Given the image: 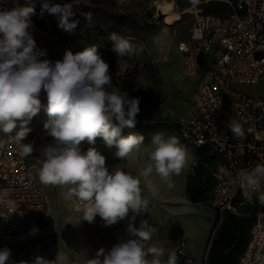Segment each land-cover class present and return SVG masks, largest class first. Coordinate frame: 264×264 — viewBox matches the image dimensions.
<instances>
[{"label": "clouds", "instance_id": "1", "mask_svg": "<svg viewBox=\"0 0 264 264\" xmlns=\"http://www.w3.org/2000/svg\"><path fill=\"white\" fill-rule=\"evenodd\" d=\"M118 2L124 4L127 0ZM74 6H79L78 0L64 5L45 0L42 12L58 15L60 27L72 32L79 23L70 20L75 14ZM34 14L30 0L25 6L0 10V132L14 133L18 142L25 139L31 131L28 124L41 109L43 92L49 117L43 127L56 143L43 150L38 174L41 184L68 185L66 197L87 202L82 219L89 223L99 216L104 226H111L128 217L130 211L134 221L136 216L150 212L139 179L121 165L110 172L106 157L95 144L97 138H102L108 148L115 147L114 155L121 161L140 148L142 135H122L125 127L134 128L137 123L140 98H130L127 92L115 89L109 64L101 58L95 44L75 54L66 50L62 60L47 59L46 50L37 47L29 31ZM83 16L91 24V14ZM108 39L117 56H138L143 51L142 45L133 44L115 32ZM227 128L236 140L245 136L242 124L234 119H230ZM82 142L90 145L86 151L81 149ZM151 145L154 146L150 153L152 163L142 175L147 177L155 171L165 182L173 175H180L188 164V153L179 138L157 133ZM32 151L31 144H23L25 155ZM237 177L245 195L258 193V201L264 205V164L240 170ZM0 207H5L4 200H0ZM11 213L9 201L7 213L0 216L7 218ZM127 232L134 238L114 244L107 252L100 248L86 264H177L176 250H170L164 260L163 247L147 244L155 232L147 220H141L138 228L130 222ZM0 264H15L10 249L0 250ZM20 264L28 262L20 261ZM31 264L57 262L36 256Z\"/></svg>", "mask_w": 264, "mask_h": 264}, {"label": "built area", "instance_id": "2", "mask_svg": "<svg viewBox=\"0 0 264 264\" xmlns=\"http://www.w3.org/2000/svg\"><path fill=\"white\" fill-rule=\"evenodd\" d=\"M210 1L191 0L190 36L178 44L184 77L197 76L201 54L213 53L214 63L191 93L188 111L177 128L184 147L213 156L208 204L218 220L244 205L254 209L238 264H264V205L258 193L245 195L237 177L240 170L264 164V100L242 90L264 79V0H219L230 9L225 15L204 12L203 5ZM14 7L13 0H0V10ZM230 119L242 124V139L233 138L227 128ZM22 143L34 147L28 136L18 142L14 133L0 132V200L5 202L0 213H7L9 201L12 211L7 218L0 216V250L10 249L15 264H31L35 257L27 243L50 234L52 226L46 221L44 188ZM74 203L84 210L87 202L74 197ZM172 250L177 252V264H196L186 238L178 237ZM201 264H206V255Z\"/></svg>", "mask_w": 264, "mask_h": 264}, {"label": "rangeland", "instance_id": "3", "mask_svg": "<svg viewBox=\"0 0 264 264\" xmlns=\"http://www.w3.org/2000/svg\"><path fill=\"white\" fill-rule=\"evenodd\" d=\"M217 1L213 0L206 5L205 11L221 15L230 13L228 6ZM13 2L15 6H25L29 0H13ZM30 2L35 8V14L31 17L32 26L29 31L37 47L46 50L47 59L55 62L62 60L66 50H71L75 54L86 46L97 45L101 58L109 64L115 89L120 90L121 93L127 92L130 98H140V112L136 118V125L144 126L152 123L177 128L178 122L184 118L188 109L189 90L197 81V77L196 80L186 78L181 73L180 55L177 50L178 44L187 42L190 36L192 27L190 11H193L191 0H127L124 4L119 3L118 0H78L79 6H74L75 14L70 20H77L79 23L72 32L60 27L58 15L42 12V4L45 0H30ZM47 2L64 5L71 3L72 0H47ZM167 3L176 13L181 14V20L170 27H165L166 20L162 16V7ZM80 6H84L85 9ZM84 13L91 14V24L85 20ZM118 16H123L124 19L118 20ZM113 32L129 38L133 44L142 45L141 54L132 57L117 56L112 50V42L108 39L109 34ZM210 62L211 56L203 55L199 60L198 70ZM242 90L247 93L250 90L252 95L264 100V80L255 86L243 87ZM40 99L41 109L28 124L31 131L27 135L34 141L28 163L33 166L39 182L38 174L42 165L43 150L56 143L43 127L49 119L46 112L47 99L43 92ZM86 146L87 142H82L81 149H86ZM208 170L209 168H206L203 171L205 202L208 198ZM42 186L47 199L46 221L55 223V219L61 220L59 223L61 231L30 241L27 246L34 257L37 256L34 253L37 250L42 257L51 261L56 260L57 264H71L69 259L71 257L66 253L69 233L64 232L63 225L66 220L72 219V216L77 214L73 208L74 197H66L68 185L42 184ZM214 212L210 205L206 208H196L190 216V223H181L184 229H195V246L191 249V254L197 264H201L202 249L198 240L202 231L195 225L196 221L193 222V219L199 215L201 221H204ZM185 215L187 213L176 215V219H183ZM228 216L233 219V227L236 230L234 238L229 239L228 235L220 238V229L224 220L222 222L218 220L210 237V251L206 253V264H212L211 255L217 256L219 252L230 255L228 264H237V258L245 246L255 213L253 208L244 205L235 212L228 213ZM189 241L192 242V239L189 238ZM215 243L217 245H214Z\"/></svg>", "mask_w": 264, "mask_h": 264}, {"label": "crops", "instance_id": "4", "mask_svg": "<svg viewBox=\"0 0 264 264\" xmlns=\"http://www.w3.org/2000/svg\"><path fill=\"white\" fill-rule=\"evenodd\" d=\"M203 55H210L211 62L207 66L197 70V78L195 77L197 81L189 90V100L191 93L202 82L205 72L211 68L214 63L213 53L201 54L198 59V63L199 60L202 59ZM248 93L252 94L250 90ZM157 133H163L165 137L176 136L182 144L178 128L153 124L144 126L135 125L134 128L125 127L122 130L123 136H127L129 134L142 135L144 137V141L138 150H134L124 161H121L114 155L116 151L115 147L110 149L104 144L102 138H97L95 147L106 157V167L110 172L113 171L117 165H121L124 166L125 171L130 172L134 177L139 179L141 194L144 199L149 201L150 212L142 213L136 216L133 221L131 219L133 213L130 211L128 217L125 219L120 220L111 226H104V222L99 216H97L92 223L83 220L82 215L84 210L77 208L73 202V208L77 214L72 216V219L66 220V223L63 225L64 232L69 233L68 241L66 240V253H68L71 257L69 258L71 259V264H86V260L94 258L100 248H104L107 252L111 250L114 244L134 238L127 232L128 225L131 222L138 228L141 220H147L148 223L155 229V232L152 234L151 239L147 242V244L149 246L155 245L157 247H163L165 249V253L162 259H167L168 252L172 250L174 242L178 236H182L187 239L189 244V253L192 256L191 249L195 246V229H184L182 227L183 224L181 223H190V216L193 215V211L196 210V208L209 207L207 202L191 203L186 194L188 179L193 174L197 163L198 153L193 148L185 147L188 153V164L180 175H173L169 182L163 181L155 173V171L145 177L142 173L147 166L152 163L150 160V153L152 152L154 146L151 145V140ZM88 147H90V145L87 144L86 149H82V151H86ZM169 183H171V187H169ZM185 213H187V215L183 216V219H176V215ZM198 216L193 219V222L196 221L195 225L202 231V235L198 240L200 241L202 249V262L207 252L208 242L213 231L216 214L214 212L213 215H208V218L204 221H201V218ZM54 221L55 223L49 222L52 226V232L49 234L50 236L54 232L57 234V232L61 231V227L59 225L61 220L58 221V219H55ZM203 230H205V232H203ZM189 238L192 239V242L189 241ZM101 259H103V257H101Z\"/></svg>", "mask_w": 264, "mask_h": 264}, {"label": "trees", "instance_id": "5", "mask_svg": "<svg viewBox=\"0 0 264 264\" xmlns=\"http://www.w3.org/2000/svg\"><path fill=\"white\" fill-rule=\"evenodd\" d=\"M212 1L203 5L202 9L204 12H206L204 7L208 4H210ZM217 2H219L221 4L223 3L219 0ZM223 4H225V3H223ZM80 8L85 9L84 6H80ZM206 13H209V12H206ZM212 14H214V13H212ZM216 15H221V14H216ZM117 19L122 20V19H124V17L118 16ZM197 153H198L197 154V163H196V166L194 168L193 174L188 179L186 194H187L188 200L191 203H206L205 202L206 198L204 195L205 192H204V181H203L204 174H203V171L206 168H209L208 173H207V179L209 182L208 198H207V202H208L209 201V192H210L211 186H212V179H211L210 173H211V169H212L214 160H213V156L209 155L208 152L205 150L197 151ZM223 220H224V223L222 224V227L220 229V234H219L220 238H223V237H225V235H228L229 239H233L235 231H236L235 228L233 227V224H234L232 221L233 219L230 216H228V214H226V215H224L222 221ZM217 224H218V215H216V217H215L213 229L215 228V226ZM247 240H248V238H247ZM246 243H247V241H246ZM246 243H245V246H246ZM214 245H217V243H215ZM245 246L243 247L242 251L244 250ZM209 251H210V240L208 242V247H207V252H209ZM242 251L240 252V254L242 253ZM240 254H239V256H240ZM239 256H238V258H239ZM238 258H237V264H238ZM229 259H230V255L225 254L223 252H219L217 256L211 255V257H210L212 264H228ZM206 261H207V255H206Z\"/></svg>", "mask_w": 264, "mask_h": 264}, {"label": "bare ground", "instance_id": "6", "mask_svg": "<svg viewBox=\"0 0 264 264\" xmlns=\"http://www.w3.org/2000/svg\"><path fill=\"white\" fill-rule=\"evenodd\" d=\"M180 15L181 14L180 13H176L168 3L165 4V6L162 7V16H164L165 20H166V23L164 24L165 27H170L174 23H176L179 20H181L180 19ZM177 50H178V47H177ZM34 253L37 256H41V254L37 250H35Z\"/></svg>", "mask_w": 264, "mask_h": 264}]
</instances>
